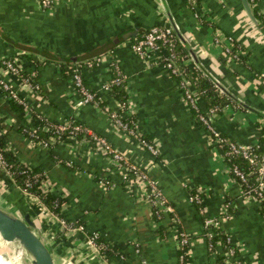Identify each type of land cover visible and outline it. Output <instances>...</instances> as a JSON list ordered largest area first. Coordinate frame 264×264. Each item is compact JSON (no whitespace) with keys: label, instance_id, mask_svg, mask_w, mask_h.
<instances>
[{"label":"crops","instance_id":"0c3cea01","mask_svg":"<svg viewBox=\"0 0 264 264\" xmlns=\"http://www.w3.org/2000/svg\"><path fill=\"white\" fill-rule=\"evenodd\" d=\"M158 4L178 34L189 38L188 51L200 67L242 101V108L218 113L214 125L238 143L264 140V86L256 82L257 74L264 73V33L248 19L240 0H199L194 7L205 11L214 26L241 44L244 58L239 63H219V49L209 41V26L196 22L187 0H61L48 10L41 9L36 0H0V58L29 52L19 58L20 67L24 72H35L40 90L32 93L21 88L20 93L37 112L59 121L76 119L104 136L127 159L148 167L149 176L173 206L182 228L192 235L188 264H208L211 260L201 234L202 217L218 216L228 200L229 216L220 226L230 231L232 240L243 249L240 258L248 264H264L260 209L252 200L243 199L238 183L224 173L219 152L183 103L176 80L161 64L145 65L129 46L133 35L124 36L159 21ZM257 8H264V0H257ZM93 56L101 59L84 67L85 83L98 92L100 107H116L114 95L101 88L112 74L111 61H116L125 77L122 90L138 128L151 137L155 156L126 133L116 131L104 109L90 103L76 105L78 96L55 61ZM5 78L16 84L13 76L6 74ZM0 115L4 146L19 160L44 171L53 183L52 193L67 198L63 210L68 218L80 220L87 231L98 230L116 247V255H108L111 264H176L168 215L155 221L141 193L124 181L121 170L109 163L102 151L81 142L63 141L50 147L29 142L15 130L17 115L1 95ZM58 159H68L75 167ZM92 175H108L113 184L104 187ZM197 187L203 189V214L188 200L192 188ZM0 200L18 213L26 208L36 227L44 231L39 224L44 216L38 217L27 207L20 191L1 170ZM81 240L78 232L47 239L54 264H102L82 248ZM6 242L0 237L2 264H10L7 251L2 249ZM75 247L80 252L75 253Z\"/></svg>","mask_w":264,"mask_h":264},{"label":"built area","instance_id":"2783aa9c","mask_svg":"<svg viewBox=\"0 0 264 264\" xmlns=\"http://www.w3.org/2000/svg\"><path fill=\"white\" fill-rule=\"evenodd\" d=\"M36 1L41 9L48 10L51 9L54 4L58 3L61 0ZM247 1L251 6L257 4V0ZM189 2V5L193 10V17L196 19V22H204L209 26L208 28H210L211 30L209 41L212 45L217 46L219 49V54L224 56V64L242 62L244 53L241 45L239 43H236L237 40L234 41L235 39L231 35L223 33L219 29V27L214 26L205 11H196L194 7L195 5H197V3L194 2V0H189ZM258 11L261 12L264 17V8L258 9ZM158 15L159 21L148 26L144 31L134 36L133 39L129 41L130 48L138 55L140 59H142L145 65L161 64L166 68L169 75L176 80L177 85L181 91L182 101L189 110L190 108L198 110V108L203 107L202 111L198 110L196 117L206 130L208 139L212 147L219 152V156L224 162V173L230 179H233L236 183H238L240 187V196L243 199L252 200L257 206L262 205L264 208V149L261 153L253 151V147L257 146V140L252 143H238L231 139H227L220 133L218 128L214 125V118L216 117V115H218L217 111L214 107L205 106V101L203 99L204 90H199L197 87H195L194 80L189 79V76L186 75L183 68H186L188 70H199V75H202V73H206L212 80V84L218 94H223L226 90L220 85L217 78H213L200 67L192 52L188 51L185 54H180L178 52L176 41L178 40L179 43L188 45L189 38L186 35H184L183 37L182 35L178 34V30L176 29L174 22L168 18L162 7V4H158ZM251 22L255 27L258 26L260 28L259 23H254L253 21ZM100 59L101 56H93L91 58L84 59V66L86 68L91 67ZM178 60L180 62L179 65L177 63ZM111 66L114 75L104 80L101 84V88L108 91L111 90L112 85L114 84L117 85L121 83L120 85L122 87L125 86L124 74L119 70L116 61H111ZM6 74L14 77L16 81L15 85L10 80H8L9 78H5ZM34 75L35 72L33 70L24 72L21 69L19 57L14 58L5 56L0 58V95L5 97L6 99L11 98L24 107V116L26 122L31 119L30 113L33 107L29 104L26 97L20 93V89L23 88L32 93H37V91L39 90V84L34 80ZM66 78H68L69 85L78 96L76 105L90 103L93 106L104 109L107 113L112 127L116 131L126 133L138 144H140V146L144 147L150 155H156L157 150L153 141H148L144 137H142L141 130L138 128L136 123L134 110L129 105L126 95L123 100H116L117 110H108L109 108H107L105 105L103 107H100L101 99L96 89L95 91H91L83 84L82 76L78 69L73 68L70 73H67ZM256 79L258 80H256L257 83L264 86V73H258ZM95 93H97L98 96H96ZM241 105L242 101L236 98V102L224 103L222 109H240ZM37 115H39V117L44 119L45 121L41 126V131L48 132V134L45 137H38L35 129H28L26 124H23V126L21 127V132L26 131L25 134L23 132L22 133L29 142L42 147L52 146L49 143L53 141H56L54 142L55 144L63 141H71L72 143L81 142L88 145L91 149L102 151L106 155L109 163L115 165L118 169L121 170V175L124 181L130 187H132V189L141 193L142 198L149 205L151 214H153L152 217H154L155 221L159 222L161 220V218H157L160 215H169V227L173 232L175 247L181 248L186 244H189L190 246L192 237H190V234H188L182 228L179 218L174 212L173 206L167 200L162 190L158 187L156 181L149 176L147 166L139 165L136 162L127 159L116 147L112 146L104 136L98 134L87 125L67 121L66 119H63L61 121H51L46 119V116L42 115L39 112H37ZM261 121L262 123H264L263 116H261ZM0 124L2 125V121H0ZM1 133L2 129L0 127V134ZM223 147L226 148L223 149ZM6 149L7 148L4 145L3 149L0 148V170L20 191L22 197L25 199L24 201L27 207L30 208L31 211H34L37 216L39 215L38 217H40L41 215L44 216L45 221L41 224L44 226V231L40 229L39 230L46 241L50 237H53V234L55 232L60 233V236H58V238L61 239L64 236L66 237L69 233L78 232L82 235L81 246L83 249L88 251L90 256H94L97 259L101 260L102 264H111L106 258V255L101 251L103 244L97 242L96 238L98 237V235L95 230L87 231L82 222H77L74 219H67L61 215H58L57 213H54L42 202L37 192H33L27 188L30 186V180L27 171L24 168L22 169V172L25 173L23 184H16L13 172L8 168L6 161L3 158L2 150ZM236 154H239L247 159L250 167L248 171L240 169L235 164L228 165L225 162V155ZM58 162L63 163V165L65 166L72 165V162L68 159H58ZM23 163L30 166V164L27 162ZM42 173L45 174L44 171H42ZM39 174L40 173H34L31 175V177H38ZM93 177L97 183L102 184L104 187H109L113 184V181L108 175H97ZM37 187L42 192H53L54 188L53 183H51L47 176L44 175L42 178H39ZM202 192L203 189L197 187L194 188L193 192L188 195V200L196 205L197 210L200 214H203L204 212L201 202ZM262 200L263 204L261 203ZM229 204V201H225L224 210L220 212L218 216L202 217L201 232L203 233L201 234L204 241L206 242L207 249H211V252L209 253L211 260L209 261V264H216L214 259L216 250H214V246L217 244H213L211 241V238L215 236V230L213 231V228L220 225V222L225 220L229 216ZM224 234L226 242L228 241L231 244H235L238 252L243 250L240 245L236 244L232 240V233L230 231L224 230ZM78 251L79 248L75 247L74 252L76 253ZM74 252L71 253L74 254ZM228 253L230 255L233 254V248H231V246ZM186 254H188L187 256H191L190 248L179 255L180 264L183 263V257H185L184 255ZM239 256L240 253L236 258H240ZM232 259H234V257H224L222 259V264H239L236 262H232ZM243 264L248 263L244 261Z\"/></svg>","mask_w":264,"mask_h":264},{"label":"trees","instance_id":"16d2710c","mask_svg":"<svg viewBox=\"0 0 264 264\" xmlns=\"http://www.w3.org/2000/svg\"><path fill=\"white\" fill-rule=\"evenodd\" d=\"M188 3L189 0L187 1ZM194 2L198 3L199 0H194ZM251 11H252V15L254 17L255 22L260 24V28L262 30V33H264V17L263 14L261 12L258 11L257 8V4H254L253 6L250 5ZM133 39V37L131 38V40ZM236 41V40H234ZM236 43H239L236 41ZM240 44V43H239ZM241 45V44H240ZM188 45L186 44H182L179 43V41H176V47L178 49V52L180 54H185L186 52H188ZM22 55H30L29 52H20L17 54V56L20 58ZM12 57V56H11ZM35 58V57H34ZM37 59V58H36ZM39 59V58H38ZM219 63H224L225 58L223 55H219V57L217 58ZM55 63L58 65L60 72L63 75H67V73H70L72 71L73 68H76L79 70L81 76H82V81L83 84L91 91H95V89L89 87L84 79H83V74L82 71L85 69L84 67V62L83 60H79V61H65V60H57L55 61ZM178 65H179V60L177 61ZM113 65V63H112ZM182 65V64H180ZM111 66V63H110ZM119 67V66H118ZM112 68V66H111ZM184 72L186 73V75L189 76L190 80H194L195 82V87H197L199 90H204V94H203V99L205 101V106H209V107H214L215 110L217 111V113H221L222 112V107L224 105V103L226 102H236V98L233 94H231L230 92H228L227 90L225 91V93L223 94H218L216 89L213 86V82L210 79V77L206 74V73H202V75H199L198 71L196 69H186L183 68ZM120 70V69H119ZM114 75V72L112 70V74L110 77H112ZM109 77V78H110ZM196 78V79H194ZM34 80L37 82L36 80V75H34ZM119 84H114L112 85L111 90H109L108 92H111L114 97L116 98V100H123L125 97L124 91L122 90V87ZM40 90V89H39ZM38 90V91H39ZM37 91V92H38ZM96 96L97 93H95ZM101 103V100H100ZM99 103V104H100ZM8 104L9 106L14 110L15 114L17 115V120L15 123V130L21 132V127L23 126V124H26L27 128H32L35 129L38 137H45L48 132H43L41 131V126L43 125V123L45 122L44 119L40 118L39 115H37V111L33 108L30 115H31V119L29 121H25V109L24 107L20 104L17 103L16 101H14L13 99L9 98L8 99ZM204 106V105H203ZM243 107V104L241 105V108ZM201 108V109H200ZM198 108L199 111H202L203 107ZM108 110H117V107L114 108H109ZM198 110L194 109V108H190V111L192 113V115L196 118V121L202 125L200 123V121L197 119L196 115L198 113ZM262 116V115H261ZM46 119L51 120V121H56L54 119H51L50 117L46 116ZM67 121H72V122H77L80 123V121H77L76 119H68L66 118ZM0 121H2V118L0 117ZM0 127H2V125L0 124ZM24 134L26 133L23 132ZM22 133V134H23ZM221 133V132H220ZM223 136H225L223 133H221ZM142 137H144L146 140L151 141V137L145 135L143 132H141ZM226 137V136H225ZM227 139H229L228 137H226ZM53 142H50V145H53ZM258 142V143H257ZM257 146L253 147V151L255 152H262V150L264 149V144H263V139L262 138H258L257 140ZM55 144V143H54ZM3 145H4V141H3V137L0 136V148L3 149ZM254 145V144H253ZM226 147H223V149ZM2 154H3V158L6 161V164L8 166V168L13 172V176L15 179L16 184L21 185L23 184V180L25 178V173L22 172V169L24 168L27 171L29 180H30V186L27 187L29 190L33 191V192H37L39 194L40 199L42 200V202L48 207L50 208L54 213H57L58 215H61L67 219L68 218L65 213H64V205L67 203V198L64 197L63 195H59V194H54L50 191H45L42 192L39 190V188L37 187L38 184V180L39 178H42L43 175L46 176L45 174L42 173V169L36 166H32V165H28V164H24L21 160H19L17 158V156L14 154V152L12 150L6 149V150H2ZM225 162L228 165H232L235 164L237 165L240 169L244 170V171H248L249 167V162L247 161L246 158H244L243 156L236 154V155H225ZM63 164V163H62ZM70 168H74V163H72L71 166H69ZM34 173H40L35 177H31L32 174ZM193 192V188L191 190L190 193ZM229 201V200H228ZM230 203V201H229ZM261 203L263 204V200L261 201ZM258 208L260 209V212L262 213V216L264 215V208L262 205L258 206ZM31 214V213H30ZM153 216V214H151ZM169 216V215H168ZM158 219L161 218V215L159 217H157ZM156 219V218H155ZM45 219H41V223H44ZM77 222H81L80 220L75 219ZM161 225V224H160ZM159 225V226H160ZM215 230V233L212 238L211 241L213 244H217L214 246V250H216V255L214 256L215 258V263L216 264H222V259L224 257H234V259H232V262H236L239 264H243L244 260L240 259V258H236L239 254L238 249L236 247L235 244H231L230 242H226L225 240V234H224V229L218 225L217 227L213 228V231ZM95 232L97 233L98 237L96 238L97 242H100L103 244V247L101 248V251L106 255V258L108 259V255L111 254H115L116 255V247L111 243L108 242L100 233L98 230H95ZM203 233V232H202ZM60 236V233L55 232L53 234V237H58ZM190 237H192V235H190ZM209 240V239H208ZM217 246V248H216ZM233 248V256L230 255L228 253L229 249ZM189 244L184 245L183 247H175V252H176V264H180L179 263V255L182 254L184 251H187L189 249ZM185 249V250H184ZM184 250V251H183ZM208 254L211 252V249L208 248L207 249ZM188 254L184 255L185 257H183V263L181 264H188L191 261V256H187ZM209 264V263H208Z\"/></svg>","mask_w":264,"mask_h":264},{"label":"water","instance_id":"95a60500","mask_svg":"<svg viewBox=\"0 0 264 264\" xmlns=\"http://www.w3.org/2000/svg\"><path fill=\"white\" fill-rule=\"evenodd\" d=\"M243 9L251 21L255 22L250 5L247 0H240ZM144 31V30H143ZM140 31L139 33H141ZM136 30L133 29L124 34V36H136ZM132 37V36H131ZM73 60L77 58L73 57ZM14 188H16L14 186ZM36 227L30 212L23 208L18 215L13 214L0 206V237L7 242H13L17 249L13 254L17 258L23 253L27 256L28 264H54L50 249L44 236L33 229Z\"/></svg>","mask_w":264,"mask_h":264},{"label":"rangeland","instance_id":"374dc122","mask_svg":"<svg viewBox=\"0 0 264 264\" xmlns=\"http://www.w3.org/2000/svg\"><path fill=\"white\" fill-rule=\"evenodd\" d=\"M248 19H249V17H248ZM245 20L247 21V19H245ZM249 20H251V19H249ZM0 206L3 207L4 209H6L7 211L13 213V214H16V215L19 214L18 212H16L14 210L13 207L8 206L7 203L2 202L1 200H0ZM33 229L35 231H38L39 234H41L40 230L37 227L33 226ZM2 249H3V251H7L11 264H28L27 256H25L23 253L19 254L17 252L18 255H16V256H19V255L20 256L15 258V259L12 258V256H14V254H13L14 250L17 249V245L15 243L6 242V244H4V247ZM0 264H2V263L0 262Z\"/></svg>","mask_w":264,"mask_h":264},{"label":"bare ground","instance_id":"6f19581e","mask_svg":"<svg viewBox=\"0 0 264 264\" xmlns=\"http://www.w3.org/2000/svg\"><path fill=\"white\" fill-rule=\"evenodd\" d=\"M12 258H14V259H15L16 257H15V256H12ZM10 264H11V262H10Z\"/></svg>","mask_w":264,"mask_h":264}]
</instances>
